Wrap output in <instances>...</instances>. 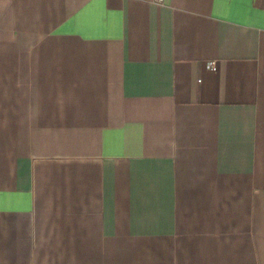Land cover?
I'll list each match as a JSON object with an SVG mask.
<instances>
[{"label": "crops", "instance_id": "1", "mask_svg": "<svg viewBox=\"0 0 264 264\" xmlns=\"http://www.w3.org/2000/svg\"><path fill=\"white\" fill-rule=\"evenodd\" d=\"M0 264H264V0H0Z\"/></svg>", "mask_w": 264, "mask_h": 264}, {"label": "built area", "instance_id": "2", "mask_svg": "<svg viewBox=\"0 0 264 264\" xmlns=\"http://www.w3.org/2000/svg\"><path fill=\"white\" fill-rule=\"evenodd\" d=\"M157 4H159L160 6H164L167 2V0H156ZM207 68L212 71L215 72L218 70V63L217 61H209L207 63Z\"/></svg>", "mask_w": 264, "mask_h": 264}]
</instances>
